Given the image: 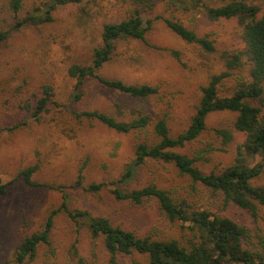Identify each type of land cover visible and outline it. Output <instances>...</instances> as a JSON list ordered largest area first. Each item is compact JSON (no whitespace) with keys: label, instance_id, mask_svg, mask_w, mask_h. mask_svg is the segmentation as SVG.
Segmentation results:
<instances>
[{"label":"rangeland","instance_id":"rangeland-1","mask_svg":"<svg viewBox=\"0 0 264 264\" xmlns=\"http://www.w3.org/2000/svg\"><path fill=\"white\" fill-rule=\"evenodd\" d=\"M152 1L151 8L141 12L143 21L151 22L145 40L117 41L110 61L99 70L108 79L156 87L157 93L145 101L128 99L96 80L77 85L68 73L72 64L91 63L94 49L102 45L103 25L126 18L132 8L129 0H82L76 5L57 6L50 12L51 22L25 24L11 30L0 43V184L8 183L0 194V264H15L16 247L43 227L47 216L60 208L63 195L69 211L86 210L92 216L106 217L137 237L181 243L189 237L180 221L171 222L160 212L155 199L133 204L114 199L112 186L97 193L86 190L92 183L117 181L134 160L138 144H157L159 139L153 133L157 120L166 122L170 136L185 131L201 99V88L213 75L228 73L217 84L220 96L230 95L238 83L249 79L245 56L235 69L227 70L224 65L223 55L244 50L240 19L213 20L206 11V7L231 0ZM245 1L260 9L257 18L264 14V0ZM43 2L22 0L15 16L8 9V0H0V31H9L16 20L44 13ZM167 19L206 38L213 50L179 38L167 27ZM46 88L50 94L46 109L35 119L32 113ZM75 95L80 96L76 99ZM116 104L136 111L142 106L151 117L149 126L123 134L97 120L74 115L97 111L123 119ZM236 116L230 111L209 113L205 129L195 140L171 150L194 159V165L204 173L220 172L233 164L237 146L244 140L243 133L233 127ZM13 126L16 128L8 130ZM217 130H226L230 140L224 143ZM260 161L255 157L249 163ZM32 165L37 166L32 176L34 186L18 177L22 169ZM81 167L78 187L75 182ZM252 183L264 185L263 167ZM149 185L164 190L186 209L236 219L250 229L251 236L257 230L264 233V206H258L256 220L233 205L224 206L220 194L193 182L170 161L146 158L125 188ZM85 225L83 220L75 225L62 210L56 213L51 244L40 246L31 264H76V253L86 263L108 264L103 238L93 239ZM118 260L120 264L132 260L148 264L147 257L137 253Z\"/></svg>","mask_w":264,"mask_h":264},{"label":"trees","instance_id":"trees-1","mask_svg":"<svg viewBox=\"0 0 264 264\" xmlns=\"http://www.w3.org/2000/svg\"><path fill=\"white\" fill-rule=\"evenodd\" d=\"M82 0H44L42 6L45 12L16 20L9 31H0V43L6 40L11 30H17L28 23L51 22L50 12L57 6L76 5ZM182 3L181 0H176ZM198 0H191L195 3ZM152 0H129L132 8L126 18L103 25L101 32V47L95 48L92 61L88 65L72 64L68 73L76 79L77 85L86 80L96 82L108 89L116 90L128 99L145 101L157 93V88L150 85L126 84L120 80L108 79L100 75L99 70L110 61L114 44L121 39L144 41L151 22L143 21L141 12H146L152 6ZM8 9L16 16L22 8V0H8ZM36 10H38L36 8ZM259 8L247 4L245 0H231L216 7H206L210 19H229L237 17L242 27L244 50L238 54L223 55L225 68L235 69L245 56L249 64L247 81L238 83L236 89L228 96L218 94L217 84L228 76L227 72L213 75L208 84L201 88V99L195 114L185 131L177 136H170L166 122L157 120L153 125V133L158 137L157 144L148 146L138 144L135 158L125 167L124 173L117 181L110 183L89 184L87 191L97 193L107 186H112L111 194L116 200H127L140 204L144 199H155L160 212L171 222L180 221L182 227L189 233L186 242L177 240H152L140 238L134 233L115 226L103 216H92L86 210L69 211L66 206V195L59 209L52 211L46 218L43 227L25 237L16 247L15 264H31L40 246H50V232L54 215L61 210L66 212L70 220L78 225L80 220L86 224L93 239L102 237L103 247L108 257V264H120L118 258L132 253L147 257L148 264H264V233L257 230L251 236L249 230L238 220L215 215L206 210H189L176 203L164 190L154 185L140 189H126L135 169L146 158L163 159L172 162L181 174L187 175L193 182L201 183L214 193L221 195L224 206L233 205L246 212L254 220L258 216V206H264V185L254 186L261 168H264V14L259 18ZM145 22V23H144ZM167 27L182 40L200 45L207 51H212L210 41L199 37L194 31L186 28L178 21L165 20ZM80 95H75L78 99ZM50 94L44 89L32 116L38 119L45 111ZM117 114L123 119L97 111L74 113L76 118L94 119L118 133L127 134L134 130L145 129L149 126L151 117L142 106L137 111L115 105ZM136 108V107H134ZM230 111L237 114L233 127L243 133L244 140L237 146L236 157L230 166L220 172H202L194 165V159L172 151L173 148L183 147L195 140L205 129V118L211 112ZM128 117V119H127ZM130 118V119H129ZM15 126L8 128L12 130ZM223 142L230 140L226 130H217ZM255 157L260 163L250 165ZM37 170L36 165L28 166L18 173V177L30 186L36 185L32 176ZM82 167L79 170L75 186H81ZM8 186L0 184V194H4ZM52 188V187H50ZM253 239H252V238ZM76 264L86 263L82 257L75 254ZM130 264H142L132 260Z\"/></svg>","mask_w":264,"mask_h":264}]
</instances>
